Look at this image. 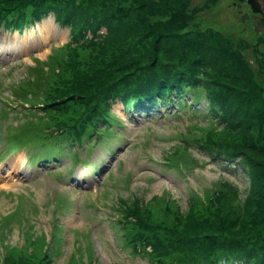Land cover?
Masks as SVG:
<instances>
[{"label": "trees", "instance_id": "trees-1", "mask_svg": "<svg viewBox=\"0 0 264 264\" xmlns=\"http://www.w3.org/2000/svg\"><path fill=\"white\" fill-rule=\"evenodd\" d=\"M185 3L0 0V29L22 30L51 12L59 24L69 27L71 36L55 62L36 60L35 67H28V79L12 84L15 97L22 100L17 99V107L0 111L1 139L5 142L0 152L26 147L35 150L34 160H44L48 159L46 151L56 148L52 151L55 155L70 156L75 164L80 159L78 147L93 151L95 144L114 139L115 130L108 125L113 124L112 102L116 98L128 106L136 103L138 108L166 104L167 100L180 108L186 101L180 100L182 91L190 86L199 88V80L217 81L214 84L224 87L223 93L217 94L206 85L203 98H207V109L217 107L221 118L225 115L221 122H233L219 130L224 135L213 132L205 143L215 155L240 163L249 176L250 195L243 199L236 188L222 180L216 187L222 192L215 189L205 199H195L193 214L187 218L170 202L155 206L153 199L157 197L148 201L136 197L124 202L116 220L133 229L134 242L161 264H264V88L255 78L261 70L254 72L246 65L244 49L239 53L229 35L216 30L185 31L190 25L185 21L189 18ZM101 27L107 29L106 34L99 33ZM89 31H93L91 36ZM230 88L234 92L229 99L225 90ZM4 98L8 104L13 102L8 96ZM238 102L252 105L248 117L238 114ZM225 104L227 111L222 108ZM11 111L20 113L23 120L18 124L4 122ZM39 148L45 150L40 152ZM157 211L164 216L159 218ZM22 214L29 224L23 210ZM170 222L182 226L175 231L166 226ZM51 224L49 240L33 227L20 225L22 241L11 246L3 241L14 229L11 217H1L0 241L6 254L0 263L54 264L60 226ZM162 224L171 236L162 233ZM175 232H184L187 250L171 249ZM79 255L77 251L76 258ZM92 257L88 254L87 262L78 259L79 264H88Z\"/></svg>", "mask_w": 264, "mask_h": 264}, {"label": "rangeland", "instance_id": "rangeland-1", "mask_svg": "<svg viewBox=\"0 0 264 264\" xmlns=\"http://www.w3.org/2000/svg\"><path fill=\"white\" fill-rule=\"evenodd\" d=\"M185 1V13L189 14L185 21L190 25L184 30H216L229 35L237 51H244L246 65L254 72L260 68L261 72L255 74V78L262 82L264 88V35L244 29L243 22L238 19L237 8L227 2L230 0ZM48 18L53 19L55 31H63L61 39L55 38V35L47 40L27 38L29 31L38 32ZM16 31L0 29L1 112L17 107L15 103L22 100V97H15L11 86L28 79V67H35L36 60L49 58L50 62H55L63 53V46L71 40L69 27L59 24L51 12L22 28L19 33ZM92 32L88 34L91 36ZM106 32L105 27L99 29L100 34ZM16 33L19 34L17 38ZM43 67L50 71L45 64ZM198 82L200 89L196 85L182 91L180 100L186 101L180 108L169 100L166 104L158 102L138 108L136 103L128 106L116 98L112 102L113 124L108 125L115 130L114 139L108 138L107 143L95 144L93 151L78 147L80 159L75 164L70 156L55 155L53 145V150L47 147L50 151H46L48 159L44 160H34L35 150L32 152L26 147L0 152V218L11 217L14 228L12 232L8 231L3 241L11 243V246L21 243L20 225L33 227L49 240L51 222H56L60 226V243L59 252L54 255V264H79L78 259L87 262L88 254L93 255L88 264H161L155 256L149 255L134 242L136 235L133 229L116 220L126 200L132 201L138 197L148 201L157 197V200L153 199L155 206L170 202L177 213L187 218L193 211L191 206L194 200L199 197L205 199L222 180L236 188L245 199L250 184L245 170L237 160L209 151L205 143L213 132L224 135L219 130L226 129L233 122H221L225 115L221 118L217 107L208 110L207 98H203L207 92L206 85L217 94L223 93L224 87L222 89L214 84L217 81ZM225 91L230 99L234 90L230 88ZM172 95L174 99V91ZM4 96L13 102L8 104ZM238 105L236 109H239L240 116L248 117L251 114L252 105L241 102ZM222 108L223 111L229 109L227 104ZM15 114L16 111H11L4 122H21L23 118L20 113ZM1 135L0 132V149L5 146ZM106 145L110 148H106ZM38 150L43 152L45 149ZM86 165L90 168H86ZM91 166L94 167L91 169ZM216 190L222 192L221 188ZM22 210L29 224L22 219ZM156 213L159 218L164 216L163 212ZM167 224L173 226L175 231L182 226L173 222ZM161 231L166 236L163 224ZM175 234L178 233H174L175 241L169 244L171 249L178 247L187 250L184 232L176 237ZM2 247L0 241V260L6 254V249L3 251ZM146 249H151V246L148 245ZM77 251L80 255L76 258ZM0 264H4V261ZM224 264L240 263L226 261Z\"/></svg>", "mask_w": 264, "mask_h": 264}, {"label": "flooded vegetation", "instance_id": "flooded-vegetation-1", "mask_svg": "<svg viewBox=\"0 0 264 264\" xmlns=\"http://www.w3.org/2000/svg\"><path fill=\"white\" fill-rule=\"evenodd\" d=\"M230 6L237 8L244 29L264 35V0H230Z\"/></svg>", "mask_w": 264, "mask_h": 264}, {"label": "bare ground", "instance_id": "bare-ground-1", "mask_svg": "<svg viewBox=\"0 0 264 264\" xmlns=\"http://www.w3.org/2000/svg\"><path fill=\"white\" fill-rule=\"evenodd\" d=\"M54 22L52 18H48L44 21L43 26L38 30V32L34 33L33 31H29L27 33V38H40L43 40L49 39L50 36L55 35V38L61 39L63 37V31L57 30L55 31ZM19 36L18 33L15 34V38Z\"/></svg>", "mask_w": 264, "mask_h": 264}, {"label": "water", "instance_id": "water-1", "mask_svg": "<svg viewBox=\"0 0 264 264\" xmlns=\"http://www.w3.org/2000/svg\"><path fill=\"white\" fill-rule=\"evenodd\" d=\"M261 31H264V28L260 29Z\"/></svg>", "mask_w": 264, "mask_h": 264}]
</instances>
